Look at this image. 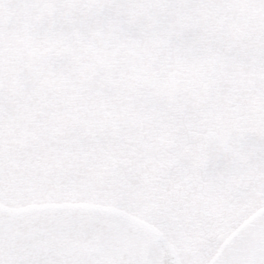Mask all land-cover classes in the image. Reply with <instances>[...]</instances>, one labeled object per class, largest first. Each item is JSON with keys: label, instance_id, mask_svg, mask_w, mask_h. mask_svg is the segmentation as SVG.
Returning a JSON list of instances; mask_svg holds the SVG:
<instances>
[{"label": "snow or ice", "instance_id": "obj_1", "mask_svg": "<svg viewBox=\"0 0 264 264\" xmlns=\"http://www.w3.org/2000/svg\"><path fill=\"white\" fill-rule=\"evenodd\" d=\"M0 264H264V0H0Z\"/></svg>", "mask_w": 264, "mask_h": 264}]
</instances>
